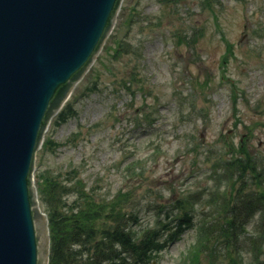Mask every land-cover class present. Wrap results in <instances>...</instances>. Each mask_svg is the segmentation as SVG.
Instances as JSON below:
<instances>
[{
    "label": "rangeland",
    "instance_id": "374dc122",
    "mask_svg": "<svg viewBox=\"0 0 264 264\" xmlns=\"http://www.w3.org/2000/svg\"><path fill=\"white\" fill-rule=\"evenodd\" d=\"M67 103L71 116H54L35 152V193L48 174L74 187L68 203L78 191L120 200L138 218L131 229L166 224L163 237L190 211L146 264H264L258 213L231 261L217 257L221 246L216 257L200 249L203 262L196 255L201 227L224 220L233 202L227 163L254 160L263 173L247 172L245 190H264V0H122Z\"/></svg>",
    "mask_w": 264,
    "mask_h": 264
},
{
    "label": "water",
    "instance_id": "95a60500",
    "mask_svg": "<svg viewBox=\"0 0 264 264\" xmlns=\"http://www.w3.org/2000/svg\"><path fill=\"white\" fill-rule=\"evenodd\" d=\"M121 0H0V264H47L31 171L50 119L93 63Z\"/></svg>",
    "mask_w": 264,
    "mask_h": 264
},
{
    "label": "trees",
    "instance_id": "16d2710c",
    "mask_svg": "<svg viewBox=\"0 0 264 264\" xmlns=\"http://www.w3.org/2000/svg\"><path fill=\"white\" fill-rule=\"evenodd\" d=\"M123 48L124 45L119 43L113 57L124 52ZM73 111L70 103H66L57 115L58 123L65 121ZM227 164L237 172L234 176L236 187L233 188V202L229 208L228 204L221 207L225 212L224 220L218 219L211 226L201 227L202 239L196 246V255L202 258V262L205 256L199 254L202 248L208 249L209 255L216 257L217 249L221 246L222 255L217 257H226L229 261L239 255L241 229L245 228L256 213L260 216L257 223L260 229L256 232L264 229V190H245L246 173L253 172L256 176H262L263 169L258 171L259 166L251 158H237ZM77 183L80 185L79 181ZM72 190L74 187L60 185L48 174L41 175L38 195L48 218V264H146L165 246L166 239L171 237L169 239L173 240L174 234L182 230L180 224L190 222L191 219L188 210L176 217V230L169 232V237H163L166 224H162L158 229H145L138 233L139 230L136 232L129 225L130 220L136 222L138 218L128 213L120 200L105 201L96 199L84 191H78L76 199L68 203L65 201V195ZM247 246L251 252L258 249L256 240L251 237ZM193 259L194 254L191 255V260ZM257 264H260L259 260Z\"/></svg>",
    "mask_w": 264,
    "mask_h": 264
}]
</instances>
